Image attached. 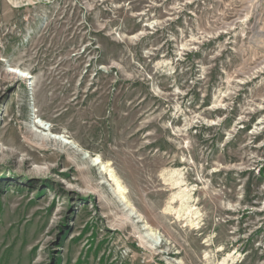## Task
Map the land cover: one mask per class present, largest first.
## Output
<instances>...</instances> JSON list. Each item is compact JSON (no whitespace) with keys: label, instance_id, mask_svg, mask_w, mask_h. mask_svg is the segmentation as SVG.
Masks as SVG:
<instances>
[{"label":"rangeland","instance_id":"374dc122","mask_svg":"<svg viewBox=\"0 0 264 264\" xmlns=\"http://www.w3.org/2000/svg\"><path fill=\"white\" fill-rule=\"evenodd\" d=\"M0 264H264V0H0Z\"/></svg>","mask_w":264,"mask_h":264},{"label":"bare ground","instance_id":"6f19581e","mask_svg":"<svg viewBox=\"0 0 264 264\" xmlns=\"http://www.w3.org/2000/svg\"><path fill=\"white\" fill-rule=\"evenodd\" d=\"M12 72V71H11ZM13 73H15L16 74V72H13ZM22 77H24V75H21ZM26 76V75H25ZM26 78V77H25ZM28 78V77H27ZM23 79V78H22ZM51 138V137H50ZM56 139V138H55ZM98 163H100V162H98ZM110 178L112 179V180H114L116 183H117V185H118V187H119V189H121L122 187H121V185H120V183L118 182V180L116 179V177L113 175V174H110Z\"/></svg>","mask_w":264,"mask_h":264}]
</instances>
